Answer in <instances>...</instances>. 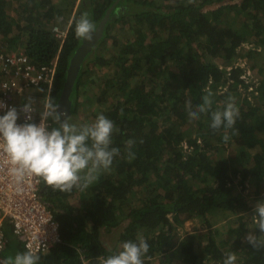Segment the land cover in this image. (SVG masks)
Segmentation results:
<instances>
[{
  "label": "trees",
  "instance_id": "16d2710c",
  "mask_svg": "<svg viewBox=\"0 0 264 264\" xmlns=\"http://www.w3.org/2000/svg\"><path fill=\"white\" fill-rule=\"evenodd\" d=\"M116 2L81 65L68 115L72 122L80 114L82 98L99 106L95 117L114 121L112 146L120 152L84 191L43 183L61 240L39 255L40 264H100L99 257L142 236L152 244L146 264H223L229 252L235 264H264V248L245 239L256 231L245 214L264 199V77L256 103L245 95L239 105L254 86L234 62L244 43L264 44V0H0V54L23 53L37 67L58 57L50 95L58 104L83 42L76 19L88 13L97 27ZM210 6L217 7L206 12ZM55 27L67 31L63 43ZM88 86L96 87L95 97H88ZM37 90L44 95L35 99L33 89L19 102L41 104L48 87ZM209 94L210 110L192 119L189 102L195 107ZM229 101L239 110L235 124L212 129L211 111ZM230 146L233 156L226 157ZM236 183L241 188L233 193ZM250 187L255 197L244 195ZM220 217L232 221L216 229ZM189 220L200 227L178 234ZM6 234V259L26 250L7 227Z\"/></svg>",
  "mask_w": 264,
  "mask_h": 264
},
{
  "label": "clouds",
  "instance_id": "9594fccd",
  "mask_svg": "<svg viewBox=\"0 0 264 264\" xmlns=\"http://www.w3.org/2000/svg\"><path fill=\"white\" fill-rule=\"evenodd\" d=\"M95 30L96 25L88 13H82L76 19L74 31L78 38L91 41ZM210 95L204 96L203 103L195 107L189 102L192 119H199L202 113L210 110ZM33 110L32 99L28 98L19 110L11 106L0 114V148L8 157L12 165L10 173L18 184L26 177H38L53 189L84 191L97 181L102 171L112 166L119 155L120 149L112 146L116 125L103 113L91 123L77 125L70 122L68 113L60 111V106L51 98L44 103L39 122L32 119ZM21 113L24 114L23 122H20ZM238 115V108L229 101L222 110L211 111L210 127L231 129ZM49 117L58 126H49L46 123ZM228 138L224 136L225 141ZM251 217L256 231L246 234L245 239L253 248H264V199L255 202ZM151 248L149 238L142 236L123 241L115 253L98 259L100 264H146ZM40 260L39 255L25 250L12 258L0 259V264H40ZM236 260V254L229 252L225 254L223 264H235Z\"/></svg>",
  "mask_w": 264,
  "mask_h": 264
},
{
  "label": "built area",
  "instance_id": "2783aa9c",
  "mask_svg": "<svg viewBox=\"0 0 264 264\" xmlns=\"http://www.w3.org/2000/svg\"><path fill=\"white\" fill-rule=\"evenodd\" d=\"M54 32L61 43L67 31L55 27ZM58 67V57L50 64L37 67L23 53L0 54V114L7 107L15 106L18 110L21 99L28 91L47 85V98L41 104L33 103L32 119L40 120L44 103L50 98ZM24 121L21 113L20 122ZM46 123L52 126L50 118ZM12 167L6 153L0 148V259H6L3 252L7 247L6 227L24 244L26 250L34 254H46L60 242L59 224L48 209L42 197L43 180L38 177H26L20 184L10 173ZM87 264V263H86Z\"/></svg>",
  "mask_w": 264,
  "mask_h": 264
},
{
  "label": "rangeland",
  "instance_id": "374dc122",
  "mask_svg": "<svg viewBox=\"0 0 264 264\" xmlns=\"http://www.w3.org/2000/svg\"><path fill=\"white\" fill-rule=\"evenodd\" d=\"M217 6H210V7H207L205 9L206 12L210 11V10H213L215 9ZM233 17V16H232ZM123 37V36H122ZM258 52V56H256L254 59H252L251 57V54L252 52ZM235 65L236 66H240L242 68L245 69V72H247L248 76H249V80L248 82H251L253 84V89L254 90H250L251 93H248V92H245L241 97L240 101L238 100V104L241 105L243 103V99L245 97V95H247L249 97V99L252 101V103H256V101L258 99L255 100L256 97H258V91H256V89H258V87L260 86V83H261V80L262 78L264 77V71L263 73L261 74V70H260V67H262L264 69V44L262 43H254V42H246L244 43L239 49L236 50V53H235ZM218 62V61H217ZM219 63H222V62H219ZM253 65H258L256 69L254 68H251ZM96 87L93 86V87H86V91H90L91 92V89H92V94H90L88 97H95V93L97 92V89H95ZM35 92L34 96H35V99L36 97H42L44 95V91L42 90H35L33 91V93ZM253 93V94H252ZM82 101V109L80 111V114L77 115L75 118H73L72 122L77 124V125H80L82 123L85 122V119H88V121L92 118L95 117L96 113L99 112L100 110V107L99 106H95L93 105V103H87L86 104V99L85 98H82L81 99ZM195 134V132H194ZM222 151V150H220ZM222 154L226 157H232L233 156V148L230 146L227 148L226 151L223 150ZM250 186V185H249ZM240 186L237 185V183L235 184V187L234 189L232 188V192L233 193H236V191H240ZM252 187H250L248 190H246L244 192V195L248 198H252V197H255V191H253V194L250 193V190H251ZM255 204V203H254ZM254 207V205H253ZM252 212H253V209H252ZM252 212L249 213L250 214V217H248V215L245 214L246 216V219L249 221V222H246L248 224L252 223L251 220H252ZM216 221V223H214V227L216 229H222L224 227H226L227 225L230 224V218L228 217H223V218H219L218 220H214ZM200 222L198 221H192V220H189L185 223V226L184 228L181 230L179 229L178 231V234L180 235H185L187 232L188 233H192V232H196V230L200 227ZM5 255V254H4Z\"/></svg>",
  "mask_w": 264,
  "mask_h": 264
},
{
  "label": "water",
  "instance_id": "95a60500",
  "mask_svg": "<svg viewBox=\"0 0 264 264\" xmlns=\"http://www.w3.org/2000/svg\"><path fill=\"white\" fill-rule=\"evenodd\" d=\"M117 2L107 11L105 17L96 27L95 32L93 33V39L91 41L83 39L81 46L76 51L73 56L67 74L66 83L60 98L58 105L60 106V111L67 112L68 114L71 111L72 101L71 95L73 92L74 84L79 74L81 65L86 58V56L93 50L98 41L102 38L105 30V26L110 19L112 10L114 9Z\"/></svg>",
  "mask_w": 264,
  "mask_h": 264
}]
</instances>
